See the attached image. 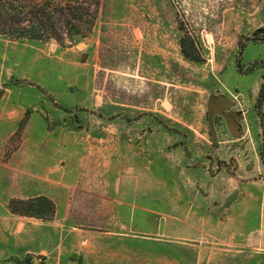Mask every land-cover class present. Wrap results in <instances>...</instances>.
I'll list each match as a JSON object with an SVG mask.
<instances>
[{
	"label": "rangeland",
	"instance_id": "374dc122",
	"mask_svg": "<svg viewBox=\"0 0 264 264\" xmlns=\"http://www.w3.org/2000/svg\"><path fill=\"white\" fill-rule=\"evenodd\" d=\"M262 27L264 0H101L72 44L0 35V264H215L262 239ZM39 194L51 221L9 210Z\"/></svg>",
	"mask_w": 264,
	"mask_h": 264
},
{
	"label": "trees",
	"instance_id": "16d2710c",
	"mask_svg": "<svg viewBox=\"0 0 264 264\" xmlns=\"http://www.w3.org/2000/svg\"><path fill=\"white\" fill-rule=\"evenodd\" d=\"M100 6L101 0H0V35L14 40H55L61 45L72 44L78 37L85 38L92 32ZM248 40L264 42V27L255 31L254 36ZM239 46L241 55L245 43L240 42ZM181 48L186 57L200 60V57L190 50L195 48L198 51L194 41L190 43L187 37H183ZM258 67L253 64L249 72ZM263 102L264 81L256 103L263 137L259 154L264 164ZM28 116L26 115L22 120L21 129L27 123ZM8 207L14 214L35 217L44 221H51L56 214V203L46 195L27 199L12 198ZM14 260L18 264H30L27 259L15 258Z\"/></svg>",
	"mask_w": 264,
	"mask_h": 264
},
{
	"label": "crops",
	"instance_id": "0c3cea01",
	"mask_svg": "<svg viewBox=\"0 0 264 264\" xmlns=\"http://www.w3.org/2000/svg\"><path fill=\"white\" fill-rule=\"evenodd\" d=\"M264 166V165H263ZM44 194H39L31 197H36ZM31 197H22L23 199L31 198ZM261 200H264V194L260 197ZM264 205V204H263ZM240 209V210H238ZM243 207L237 208L236 215H241L243 212ZM262 217L259 219L258 223H255V226H261L264 230V206L258 208ZM241 213H239V212ZM28 219H35L37 221H42L45 223L44 220L35 218V217H26ZM258 218H256L257 220ZM18 236V235H16ZM37 240V238H36ZM229 244V248L226 251L221 252V256H216L215 264H264V236L262 239L260 238H247L245 240L238 239L232 240ZM228 247V246H225ZM220 255V254H219ZM17 258V257H16ZM15 258H13L14 260ZM23 259V258H20ZM18 264V263H17Z\"/></svg>",
	"mask_w": 264,
	"mask_h": 264
}]
</instances>
